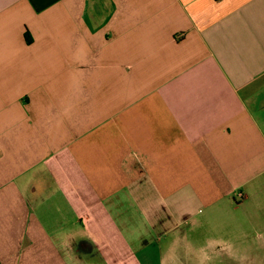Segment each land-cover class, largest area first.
Segmentation results:
<instances>
[{"label": "crops", "instance_id": "obj_1", "mask_svg": "<svg viewBox=\"0 0 264 264\" xmlns=\"http://www.w3.org/2000/svg\"><path fill=\"white\" fill-rule=\"evenodd\" d=\"M0 264H264V0H0Z\"/></svg>", "mask_w": 264, "mask_h": 264}]
</instances>
